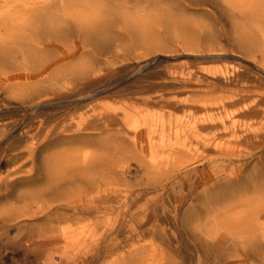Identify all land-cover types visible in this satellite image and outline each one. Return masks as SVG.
Wrapping results in <instances>:
<instances>
[{"label": "rangeland", "instance_id": "374dc122", "mask_svg": "<svg viewBox=\"0 0 264 264\" xmlns=\"http://www.w3.org/2000/svg\"><path fill=\"white\" fill-rule=\"evenodd\" d=\"M79 1L76 6L69 0H0V264H264V240L254 249L247 243L254 234L244 239H232L224 249L223 257L217 258L211 250V241L201 231L204 222L208 223L207 226L212 222L208 216L211 198L222 197L227 191L247 196L253 190L248 183L251 178L264 177V144L255 149L249 143L230 144L225 142L230 134L220 135L225 142H221V146L211 141L208 150L201 148L203 154L200 153L196 167L184 173L177 169L155 173L141 156H122L120 160L127 165V171L119 173L111 184L118 190L105 192L98 199L89 196L87 206L83 207L86 211L92 209L94 213L91 215H72L64 209L58 210L57 206H48L46 198H29L41 185L33 181L35 177L25 175L31 166L27 152L31 138L25 135L26 130H30V135L40 137L44 132H39L41 125L46 127L55 117V121L60 118L78 121L82 117H92L100 110L107 112L133 102L142 105L143 97L159 94L162 100L151 104L153 111L186 117L183 108L166 99L190 94L186 90L197 81L190 79L192 70L230 67L240 55L249 57L243 58L242 63L253 65L248 60L253 56L229 37L231 25L226 12L212 0ZM166 5L173 8L175 15L183 9L184 13L189 12L198 23L191 28L194 31L170 24L165 19ZM89 10L94 15H88ZM57 22L59 28L54 27ZM210 31H214L213 35L218 33L212 38L206 35ZM48 56L56 60L42 76L44 83L38 80L39 64ZM91 62L93 65L89 67ZM56 66L86 68L73 85L75 89H87V93L74 88L52 93L48 80L55 76L59 68ZM23 69L30 70L27 85L14 81L15 76H8L10 71L17 75L15 73ZM219 91L215 95L226 93ZM58 95H63V100L56 102L54 98ZM132 95L133 102L130 99ZM237 119L236 126H240L242 121H247L250 126L254 122L252 117ZM202 130L204 137L215 131L212 127ZM104 133L77 136L75 144L65 143L63 147L59 144L47 152L53 155L57 148V152L68 148L70 155L80 154L86 140L94 141V146H90L93 149L99 144L98 139L104 140L108 148L121 141L107 135L111 132ZM79 138H84L83 142ZM108 148L109 151L111 148ZM256 166L260 168L255 169ZM232 171L239 176L231 179L229 174ZM156 184L158 188L153 187ZM193 211L196 215L194 213L192 221H187L185 215ZM247 246L250 248H245Z\"/></svg>", "mask_w": 264, "mask_h": 264}, {"label": "bare ground", "instance_id": "6f19581e", "mask_svg": "<svg viewBox=\"0 0 264 264\" xmlns=\"http://www.w3.org/2000/svg\"><path fill=\"white\" fill-rule=\"evenodd\" d=\"M69 1L76 6L80 2L79 0H69ZM212 1L218 4L221 10L226 12V18L229 20V23L231 25L229 32H228L229 37L240 48H242L243 51L253 56L252 59L251 58L248 59L249 61L252 62L253 65L251 66V65H247L246 63H242V59L247 58L248 56L246 57L245 55L244 56L240 55V56H237L239 59H236L237 61H233L232 66L230 67H219V68L218 67L217 68L216 67L215 68L199 67L198 69L194 71L192 70L190 72L191 77L190 76L189 77L190 79H196L197 81L196 83L194 82L195 84H192V81H191L192 85H190L189 89L186 90L190 94L183 98L174 97V98L166 99L168 102L175 103L177 107H180V109L183 108L186 111V115H187L186 117L176 116L172 112L158 113L157 111H153L150 106L152 103L157 102L161 99L160 98L161 94H159V96L149 95V96L143 97L142 105H135L132 99V97L134 96L132 95L130 96V99H131V102L133 103H129L125 105L124 107H116L114 110L107 111V112L100 110L98 113H95L92 117L91 116L82 117L81 119H78V121H75L73 119L68 120L67 118L66 119L60 118L59 121H55L57 118L55 117L50 121V124L47 125L46 127L45 126L43 127L41 125V127L39 128V132L41 130H43L44 132H43V135H41L40 137H37V134L30 135V132H29L30 130L29 131L26 130L25 135L27 134L28 138H31V143L30 144L27 143L28 144L27 145L28 146V149H27L28 162L31 163V166L30 168L26 170L25 175L26 177H30V178L35 177L33 181L41 185V186H38V188L32 192V195L29 197L30 199L41 198V197L44 199L46 198V201H49L48 206H57L58 210L64 209L67 213H70L72 215H75V214L91 215L92 213H94V211L92 209L90 210L89 208H87L89 210L86 211L85 208L83 207V206H87V199L89 196H92L93 198L98 199L101 197V194L105 192H109L112 190L114 191L118 190L117 187L111 184H112V180L116 179L119 173L123 171L124 172L127 171V165L123 164L120 160L122 156L124 155L137 154L141 156L148 163L149 168L155 173H158L159 171L165 172L166 169L171 170V171L177 169L179 172L184 173V172L190 171V169H193V167H196V161L199 159L201 155L200 153H202L200 152L201 148L203 151L208 150V147L211 145V143L216 146H221V142L222 143L228 142L230 144H235V145L249 143L250 145H254L253 147L254 149L264 144V90H262V88L264 87V0H212ZM184 6L188 8L190 7L186 5ZM91 9L93 8H90V10ZM51 10H52V7H51ZM81 10L82 8L80 9V11ZM90 10H89L90 13L88 15L91 16L93 13H91L92 11ZM94 10L95 9H93V11ZM183 11L185 10L183 9ZM183 11L181 13L179 12L180 14L177 12L178 14L175 15L176 13H174L175 11L173 12V8L172 7L170 8L166 5L165 6V19L170 24H178L184 27L186 30L191 32L192 30L191 28L197 25L198 23L196 19L191 18V16L189 15V12L187 14V13H184ZM31 19L36 20L37 18H31ZM86 19H89V18H86ZM91 20L93 19L91 18ZM137 21H138V18H137ZM140 23L141 22H139V24ZM16 24H17V21H16ZM56 24H58V22L55 23L54 27L57 26ZM57 27L59 28V26ZM167 27L169 26L167 25ZM47 28L49 29L48 25H47ZM32 29H35V27ZM39 30H41V28ZM39 30L38 32H40ZM212 32L214 31H210L208 34L204 33V35L205 34L207 36L210 35L213 38L214 35L218 33L217 31L213 35ZM49 34L52 35V33H49ZM179 34L180 32H178V35ZM174 36L175 35H173V37ZM200 36L201 35H199V37ZM199 39L201 40V37ZM220 43L222 44V42ZM12 48H14V46ZM201 48H203V46ZM19 50L21 51V49ZM25 51L26 50L24 49V52ZM202 52H205V51H202ZM212 52H215V51H212ZM222 52H221V55L223 54ZM47 53L49 55V52ZM8 54L11 55V53H6L7 56ZM206 54L208 53H205V55ZM3 55L5 54L3 53ZM33 59L34 58H32L31 60L33 61ZM55 60L56 58L52 56L51 57L48 56L44 59V61H42L39 64L40 76L38 77V80L44 82L43 81L44 79L42 76L45 73H47L50 68L54 66ZM92 65H93L92 62L91 64L89 63V67H92ZM57 67L59 68L55 72V76H53L50 80H48L49 81L48 83L51 84L52 93H61L60 91L64 89L65 90H69L72 88L75 89L73 84L75 80L77 79L76 77L82 74L84 69L88 68L87 65H86V68H83V69H81L80 66H72L70 68L56 66V68ZM33 70H34V67H33ZM15 74L17 75H14L13 71H10L8 76L10 75L15 76L14 78L13 77L11 78H13L14 81H17L18 83L22 82V84L23 83H26V85L29 84L28 79L30 77V70L23 69V70L18 71ZM187 82H189V80ZM187 82H184V83L187 84ZM44 83H46V81ZM93 83L95 82L93 81ZM26 89H28L27 86H26ZM86 90L87 89L85 88L75 89V91L83 92V93L84 92L87 93ZM219 90H224L226 93L215 95V92ZM178 92H181V91H178ZM219 93H221V91H219ZM62 96L63 95H58L57 97L54 98V100H56V102L62 101L63 100ZM240 117L241 118L252 117V119L254 118V122L250 123L252 126L248 125L247 121H242L240 126H236V123L238 122L237 118H240ZM255 117H257V120H255L256 119ZM209 127L214 128L215 131H213L211 136L204 137V135L201 134V130L205 128H209ZM104 132L105 133L111 132L110 135L109 134L107 135L114 139H121V141L117 140L118 142L113 143V145L112 146L110 145L108 148L104 140H99L97 138L98 139L97 143H99L98 145H100V147L96 144L97 147L93 149V148H90V146L91 147L94 146V141L86 140V142L82 144V147L80 148V150L82 149V152L80 154L77 152L73 155H70L68 148L63 149L60 152H57L59 150V148H57L58 150L56 151V153L53 151L55 153L53 155L50 154L51 153L50 151L47 152L48 149L56 145H59V144H62L60 145L62 147L64 146L65 143L67 144V143L74 142L75 144V141H77L75 137L77 136L79 137L83 135H88V136L99 135ZM222 134L223 135L230 134L231 136L230 137L228 136L229 139L223 142L222 137L220 136ZM80 139L81 138H79V140ZM83 139L84 138L81 139L82 142H83ZM57 140H58V143H56ZM101 146H104L106 150L107 148L108 149L111 148V149L109 151L107 150L106 152L104 148L101 149ZM100 149L104 151H101ZM218 150L221 151V149H218ZM47 153H49V155ZM233 154H235V152ZM207 157L210 158L208 155ZM258 167L255 169H258ZM259 171L261 170H258V172ZM233 173L234 172L232 171V173L229 174L231 179H235L239 176V175H234ZM201 177L203 178L204 176L201 175ZM254 177L255 178L253 177L251 178L252 181L250 180L248 182L253 187V188L251 187L253 190H251L247 196L241 195V193H237V192L229 194L227 191V193H225L226 195L224 194L222 195V197L220 196L218 198L217 196H214L213 198L210 199V203H209L210 206L208 207L210 214L208 216L210 220L212 221L210 223L211 225L209 224L210 226H207L208 225L207 222H204V223L202 222L203 225L202 226L200 225V226H201L202 233L205 235V237L208 240L211 241V245H212L211 250L217 258L223 257L224 252H225L224 249H226L228 245H230V242L232 241V239L236 238L237 240V237L244 239V237H246L247 235L254 234V238L247 239V243L249 244V246H252L253 249L255 247H258L261 244V242L264 240V177H261V176H254ZM166 179H167V175H166ZM255 180L257 181L254 182ZM158 183H161V182H158ZM238 183H241V182H238ZM193 184L195 183L193 182ZM146 185H147V182H146ZM153 187L158 188V185L156 184ZM205 194L207 196L206 191H205ZM200 203H202V201ZM229 203H232V205L226 206ZM195 211H193V213L189 212L188 214H186L185 219L187 221L190 220L193 214L195 213ZM242 243L245 244V242H242ZM245 248L248 249L250 247L247 246ZM145 251L146 249H144L143 252L145 253ZM225 255L227 256V254ZM237 255H240V254H237ZM137 258L138 257H136L135 260Z\"/></svg>", "mask_w": 264, "mask_h": 264}]
</instances>
